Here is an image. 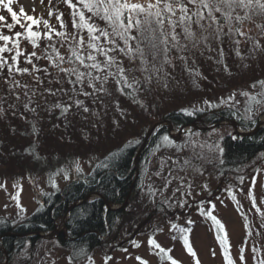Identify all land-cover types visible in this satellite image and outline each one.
Here are the masks:
<instances>
[{
  "label": "rangeland",
  "instance_id": "rangeland-1",
  "mask_svg": "<svg viewBox=\"0 0 264 264\" xmlns=\"http://www.w3.org/2000/svg\"><path fill=\"white\" fill-rule=\"evenodd\" d=\"M21 6L29 15L39 17L41 20L47 19L49 24L59 31L67 33L69 29L70 32L76 31L72 28V16L71 27L70 24L69 28L67 25L65 29L58 27L55 12L65 6L62 0H52L51 4L49 0H43V4L41 0H14L12 5L14 11L19 13ZM50 9L53 12L52 16L48 15ZM237 11L240 15L244 14L243 10ZM0 15H4L8 23L12 22L10 15L2 6H0ZM21 22L26 23L23 17ZM233 23L243 32H249V35L255 31L262 33L259 41L264 44V31L255 26L264 25V15L254 16L252 20H245L239 25H235V21ZM33 27L36 29L35 26ZM40 27H42L40 31L44 30L42 23ZM14 29L23 31L19 25ZM193 30L197 36L201 35L197 27ZM223 31L228 33L227 25L224 26ZM0 32L9 33L6 28H0ZM208 32H212V29ZM208 32L203 34L208 35ZM80 35L87 38L86 32H81ZM237 37H240L239 44L234 42ZM225 40L229 41L236 52L241 53V49L245 47L246 39L238 34L225 35ZM52 42L55 48L58 46L60 55L65 57L70 55L69 42H62L56 36H53ZM220 42L213 34V38L201 41L193 48L189 41L181 39V43L188 45L187 50L177 52L174 49V56L177 59L174 68L171 67L172 65L160 66L162 71L159 72L152 67L153 63L156 67L160 64L159 59L153 61L150 55L147 57L148 63L142 64L139 54H136L137 64L133 63L132 67L135 69L132 71L125 63H116L110 67L112 72L118 74L117 65L122 66L126 70L124 75L127 79L145 81L140 89L138 85L135 87V90L139 89L136 91L139 97L135 95L133 98H123L119 93L120 88L107 80L103 85L105 91L102 93L87 97L78 94L72 96L70 99L72 107L66 114L60 113L59 109L54 107L52 100L56 95L46 99L40 95V98L42 96L40 103L31 112H26L25 117L23 111L20 114L22 117L17 120L13 118L16 115L15 111L11 116L0 114V183L6 182L5 189H0V219L8 220L13 225L24 222L43 206L44 196L60 192L68 183L89 174L93 166L110 150L129 140H139L155 123L163 120L162 116L154 112L149 105L154 102L162 104L168 97L161 93V96L152 98L146 84L151 83L150 87L152 86L153 90H161L166 85L170 87L171 71L180 70L181 63H189L194 58L192 49L199 55L202 54V57L217 56ZM72 46H75L74 42ZM226 49H229L226 55L232 53L229 47ZM180 55L186 59H178ZM99 57L100 61L104 58ZM255 58L256 66L245 69L243 73L247 84L244 87L238 85L237 89L232 88L228 93V96L235 93V100L240 103L234 108L229 103H226L228 104L226 106L237 111L236 114H240L241 118L245 115L246 97L239 93L253 92L250 85L264 80V51L260 50ZM76 67H79L78 63ZM145 68L147 71H143ZM94 74L103 78V73L94 72ZM100 85L101 81H96L97 88ZM61 88L65 90L66 86L56 89ZM81 88L84 91H93L87 87L86 80ZM259 90L260 86L257 85L255 91ZM58 92L62 94V91ZM198 94L200 95L188 98L185 104H179V107L189 112L193 109H208V105L204 103L208 99L202 93ZM75 99L83 101L89 112L85 113L81 108H77L74 104ZM26 116L32 117L30 122ZM237 117L235 115V118ZM243 121H254L255 125L261 124L263 128L264 110L258 108L252 120L243 119ZM216 123H207L202 127H213ZM23 128H26L31 135L30 140H24L21 133ZM178 129L171 131L175 144L162 143V149L151 153L149 159L142 165L143 173L139 190L127 202L124 218L118 222L114 233L103 240L102 246L90 251L83 259L74 261L69 259V251L60 245L58 241L60 234L49 239L37 237L33 242L28 237L23 249L15 253L12 258L8 256L6 260L4 257L1 264H104L106 256L113 258L108 264H139L136 260L137 256L148 264H168L165 259L157 255L158 250L150 248L147 244L149 236L162 247L172 249L170 255L179 264H196L197 259L199 264H226L225 253L233 264H258V260L264 259V218L252 207L248 189L252 177H256L253 199L261 212H264V152L258 153L242 168L222 177L216 166L221 152L216 150L215 145H219L226 134L234 133L233 126L227 122L206 130H196L186 126L182 131L187 133L180 136L176 135ZM238 130L242 131L240 127ZM28 145L30 150L27 149ZM77 167L81 170L79 174L76 172ZM65 175L68 179L64 178ZM241 177L244 178L243 181ZM14 182L22 187L19 203L24 211H21L17 207V202L9 197V194H15L18 190L12 187ZM53 183L56 185L55 188L52 186ZM166 183H168L167 188L164 187ZM149 186L155 191L154 196L149 193ZM229 191L235 199L229 196ZM189 192L190 195L187 194ZM94 197L91 195L90 199ZM180 201L184 203V207L179 206ZM199 208H204L205 211L211 210L225 226V232L218 234L212 221L202 216ZM66 219L67 216L55 222V227L60 228L64 233H66L64 223ZM189 220L192 221L191 224L186 223ZM171 224H176L177 229H171ZM181 227L190 229L185 234L188 235L196 253L195 257L189 255L183 246L179 232ZM225 234L226 242L221 244L217 236L224 237ZM131 241H137L140 247H134ZM253 248L258 251L254 253ZM241 250H243L244 262L240 260ZM88 257H91V261Z\"/></svg>",
  "mask_w": 264,
  "mask_h": 264
},
{
  "label": "trees",
  "instance_id": "trees-1",
  "mask_svg": "<svg viewBox=\"0 0 264 264\" xmlns=\"http://www.w3.org/2000/svg\"><path fill=\"white\" fill-rule=\"evenodd\" d=\"M71 12L72 10L65 5L55 12V16L62 13V19L65 25L69 28V24L71 27V21L73 19L72 18L70 21V17L72 16ZM96 23L99 24L100 27L105 26L103 21L97 20ZM57 24L59 27V22H57ZM41 28L42 27L39 29ZM192 28L195 29L196 26L193 25ZM15 30L16 29H13V33ZM223 32L225 33V31ZM68 33L71 34L73 32H70L69 29ZM246 33L247 37H251V39L243 36L246 39L245 47L241 49L242 51L241 53L239 52V55H237L236 50L233 49L229 41L225 40V35L221 36L220 48L217 56L202 57V54L199 55L197 51L192 49L194 58L189 63H181L180 70L177 69V71H171V75L169 77V82H171L169 84L170 87H166V85L164 88L162 87L161 90H153V87H150L151 83L146 84V88L149 89L152 98L161 96V93L163 96L168 95L162 104L154 102L149 106L153 108L154 112L161 115L163 120H167L173 126V129L191 125L192 123H195L198 127H202L207 125V123L213 124L219 121H235L243 131H250L254 129L256 127L254 121H243L240 114L237 113V117V111L228 108L226 106L228 104L221 103L222 100H227L228 93L232 90V88L237 89L236 86L238 87V85H243L244 87L247 84L243 74L244 70L254 68L256 66L255 57L257 53L260 50L262 52L264 51L263 43H260V49H253L254 43L259 41V37L262 36V33H259V31H255V33L252 32V35H249V32ZM132 35H136L135 30H133ZM239 39L240 37H237V40ZM130 43L133 47H135V43L133 41ZM51 44L54 45L52 41ZM48 45L49 41L42 39L39 41V47L33 49L31 44H29L26 40H21V50L26 54L36 51L37 56L40 58H33V63L40 69H47V72L32 71V65L25 63L23 56L20 57L19 66L29 68L30 71L28 73L18 74L15 70H13L11 76H9L7 69L0 72L1 115L11 116L13 115L12 112L15 111L16 115L15 117L13 116V118L14 120H17L22 117L20 114L24 111L23 116L25 117L26 112H31L32 109L40 103L42 96L43 99L54 96L49 94L46 89H52L55 92L56 97L52 100L53 104H71L70 97L76 95L72 92V89L76 88L79 90L81 85H70L67 82L68 79H74L75 77H65L64 73L60 72L59 69L54 66V63H58V61L55 60L56 51H53V49ZM121 46L123 45L121 44ZM228 47L232 50V53L226 55L227 50H229L226 49ZM56 50L59 52L58 46L56 47ZM173 50L174 49H172L168 54V59L171 61L170 64L163 63L165 57L163 52H161V54L157 57L160 63H157L159 64L157 68L168 65H172L171 67L174 68L177 63V59L174 56ZM242 52L244 53L242 54ZM11 54L14 53L5 55L10 56ZM109 55L116 57V63H125L129 66L130 71L135 69L132 65L133 63L137 64L136 54H133L135 56L134 59L131 56L125 55L119 51L109 53ZM46 56H51L53 61L50 62L45 58ZM97 59L100 60V57L98 56ZM103 60L104 58L101 59V62ZM77 63L78 62L69 64L65 62L61 66L64 68L76 67ZM226 67L227 70H225ZM84 70L85 69H82L81 71ZM107 71L112 72L110 68ZM112 73L114 76L108 77V82L110 84L113 83L120 88L119 93L122 94L123 98H133L135 95L139 97L136 91L140 89L139 87H142V83L145 81L140 82V80L138 81L133 78L128 79V82L133 84L132 87L121 90L123 88V84L117 83L120 76L115 72ZM197 73H199V75H197ZM105 74L106 73H103V76ZM6 77L9 79L8 83L5 82ZM37 77L40 78L39 81H37ZM57 80H59L60 83H56ZM12 81L18 82L20 87H14ZM24 85H27V88L23 87ZM63 85L66 86V89L65 91H62L61 97L60 93L56 91V88ZM137 85L139 89L135 90ZM184 91L187 93L184 94ZM25 93H27V95H25ZM198 93L205 95L206 99H208L211 104L219 106L211 108L207 106L208 109H202V111H195V109H193L191 111L193 112L192 115H188L181 111L183 107H179V104H185L188 98L191 99L200 95ZM40 95H42L41 98ZM17 97H19V99H17ZM135 100L137 101L139 99ZM25 104L28 105L27 108H25ZM58 109L59 112L62 113L61 109ZM235 115L238 119L235 118ZM26 117L30 122L32 117ZM254 120L256 121V119ZM21 133L24 140H30L31 135L27 132L26 128H23ZM145 134L139 139V143H132L127 148H124V145L126 144L124 143L123 145L107 152L93 166L89 174L68 183L62 191L50 193L44 196L43 206L22 222V225L17 226L16 232L49 233L54 230L55 222L65 217L68 212L67 219L65 221L66 234H60L58 241L62 247L69 251V256L72 257V260L76 261L83 259L90 253V251L102 246L104 244L103 240L114 233L118 222L124 218L126 205L118 210L107 209L104 201L95 196L86 202L74 206L70 211H68V208L92 193L99 194L110 204L120 205L124 203L128 193L130 192L128 200L130 201L139 190V182L143 173L142 165L149 159L151 153L160 151L163 147L161 137L168 136L172 141V144H175L176 142L175 139L169 135L167 126L158 128L143 147L136 168L134 160L143 143ZM233 137L236 138L233 139ZM219 146L223 148V152L221 153L220 160L216 166L218 171L221 172V176L224 177L225 174L227 175L230 172H235L236 170L242 168L258 153L264 152V127L250 136H239L234 133L226 134L220 140ZM29 147L30 146L28 145L27 149H29ZM121 148H124V150L121 152L118 160L112 162L111 159H109L108 162L112 164L111 167L107 169L96 167V165L103 161L105 157H110V153ZM14 226L15 225H13L10 221L0 219V236L9 232ZM35 239L36 237H31L32 242ZM27 240L28 238H3L2 243L0 244V264L5 257L3 251H5L10 258H12L15 253H18L23 249L25 241ZM81 249H83V253L80 252Z\"/></svg>",
  "mask_w": 264,
  "mask_h": 264
},
{
  "label": "snow or ice",
  "instance_id": "snow-or-ice-1",
  "mask_svg": "<svg viewBox=\"0 0 264 264\" xmlns=\"http://www.w3.org/2000/svg\"><path fill=\"white\" fill-rule=\"evenodd\" d=\"M14 0H0V6H2L11 17V23H8L4 15H0V28H6L9 33L4 34L0 32V72L7 69L9 76L13 70L18 74L28 73L30 71L27 67H20V57H24V62L32 65V71L36 72H47V69H40L33 63V58L39 59L36 51L30 53H25L21 50V40H26L33 49L39 47V41L47 40L49 41V47L56 51L55 60L59 63H54V66L59 69L60 72L64 73L65 77H75L74 79H68L67 82L70 85H83L85 80L87 81V87L92 89V92L84 91L82 88L77 90L72 89L74 94L90 96L96 93H102L105 91L104 83L107 82L108 77L114 76L112 72L107 71L110 67L116 64V57L109 55V53L121 52L125 55L131 56L133 59L135 56L133 54H139L142 64H147V57L150 55L152 60L155 61L157 57L163 52L165 64H170L171 61L168 59V54L172 49H176L177 52H182L187 50L188 45L186 43H181V38L189 41L192 47L195 48L201 41H208L210 38H214L217 41L221 40L222 35H234L238 34L240 36L247 37V33L243 32L240 27L234 26L242 24L245 20H252L254 16L264 15V0H62L69 9L72 10V28L75 29L73 33L69 34L66 31H59L49 24L47 19L41 20L39 17L29 15L25 12L23 6L20 7L19 13L14 11L12 5ZM52 0H49V4ZM43 4V0H41ZM243 10L244 14L240 15L237 10ZM35 11V8H33ZM217 13L219 15H217ZM49 16L53 15L51 9L48 12ZM63 14L55 16V19L59 22L61 29H65L66 25L62 19ZM21 17H23L26 23L21 22ZM97 20L103 21L105 27H100L96 23ZM41 23L43 24L44 31L34 30L39 29ZM19 25L23 31H15L13 29ZM195 25L199 30L201 35L197 36V33L193 30L192 26ZM207 25V26H205ZM215 25V28H213ZM227 25L228 33L223 32L224 26ZM256 28L264 31V25L256 24ZM179 29V31H178ZM212 29V32H208ZM133 30H135L136 35H132ZM81 32L87 33V38L80 35ZM208 32V35L203 33ZM53 36L59 37L62 42L66 41L70 44V55L68 57L62 56L56 50L55 45L51 44ZM251 39V37H247ZM135 41V47L130 43ZM74 42L75 46H72ZM239 44L240 41H234ZM121 44L123 46H121ZM261 44L259 41L255 42L253 49H260ZM79 49V50H78ZM5 55V54H10ZM237 51V55H239ZM98 56H103L104 60L101 62L97 59ZM50 62L53 61L51 56H46ZM180 60H185L183 55L177 57ZM73 64L78 62L79 67L64 68L61 65L63 63ZM156 72L162 71L161 68H157L155 63L152 65ZM85 69L81 71L80 69ZM118 75L120 79L117 83L123 84V89L131 88L132 84L128 82L127 77L124 75L125 69L122 66L117 65ZM90 69V70H89ZM227 70V67L225 68ZM147 71V69H143ZM95 73H106V75L101 78L100 75H95ZM199 75V73H197ZM37 81L40 80L39 77L36 78ZM96 81H101L99 88L96 86ZM5 82L8 83L9 79L6 77ZM14 87H20L19 83L12 81ZM56 83H60L59 80ZM138 83V82H137ZM260 86L259 91H255L256 86ZM23 87L27 88V85ZM253 92L242 91L239 95L246 97L245 104V115L242 119L252 120L253 114L257 109L264 110V80H259L250 85ZM46 91L55 95L52 89H46ZM56 91H65L63 88L57 89ZM27 95V93H25ZM19 99V97H17ZM72 99V97H70ZM210 108L218 107L219 105H213L209 101H204ZM221 103H229L231 107H235L239 104V101L235 100V93L230 94L227 100H222ZM74 104L77 108H81L83 112H89V108L84 105V102L75 99ZM28 105L25 104V108ZM56 108H60L62 114H66L72 107L71 104L61 105L57 103L54 105ZM188 115H192L193 112H189L187 109H181ZM195 111H202V109H195ZM236 137H233L235 139ZM161 140L165 144H171L172 141L168 136L161 137ZM132 143H139V140H129L124 148H127ZM159 147V145H158ZM121 148L115 152L110 153V157H105L96 167L98 168H109L112 166L108 161L111 159L112 162L118 160L121 152L124 150ZM216 150L223 152L218 144L215 145ZM80 168H76L77 174L80 173ZM159 175V173H157ZM68 179L67 175L64 177ZM243 181V177L240 178ZM171 181L169 180L168 183ZM168 183L164 185L165 188L168 187ZM256 183V177H252L250 187L248 189V197L252 201V207L256 209L257 213H260L262 218H264V212L257 206L255 200L253 199V186ZM5 183H0V189H5ZM53 188L56 185L52 184ZM12 187L18 189L15 194H9L11 200L17 202V207L24 211L19 203V196L22 191V187L17 183H13ZM190 187V186H189ZM207 187L206 185L204 186ZM179 191V189H177ZM149 193L155 195V191L149 186ZM190 195L191 193H187ZM229 196L233 199L235 197L229 191ZM171 199V198H169ZM167 202V201H165ZM180 207H184L182 201L178 202ZM7 207V205H5ZM214 208V205H213ZM199 212L202 216L207 217L212 221V224L216 227L218 234L225 232V226L213 215L212 211H205L204 208H199ZM186 223L191 224L192 221L189 220ZM176 224H171V229H177ZM170 229V230H171ZM162 231V229H160ZM190 229L179 228L180 239L186 252L195 257L196 253L190 243L188 235L185 233L189 232ZM175 239V237H173ZM221 244L226 242V234L224 237L217 236ZM134 247H140L137 241H131ZM147 244L150 248L156 249L157 255H160L165 259L168 264H179V262L170 255L172 249H166L162 247L154 238L149 236ZM127 251V249H123ZM258 249L253 248L255 253ZM83 253V249L80 250ZM243 250H241L240 260L244 262ZM71 260L72 257H69ZM91 261V257H88ZM113 258L111 256H106L104 258V264H108ZM136 260L139 264H148L147 261L143 260L141 257L137 256ZM226 264H233V261L229 258L228 254L225 253ZM196 264H199V260H196ZM258 264H264V259L258 260Z\"/></svg>",
  "mask_w": 264,
  "mask_h": 264
},
{
  "label": "water",
  "instance_id": "water-1",
  "mask_svg": "<svg viewBox=\"0 0 264 264\" xmlns=\"http://www.w3.org/2000/svg\"><path fill=\"white\" fill-rule=\"evenodd\" d=\"M230 123L232 126H233V129H234V134H237L239 136H250L254 133H256L257 131H259L262 127H261V124L259 125H256V127L251 130V131H241V130H238L239 126L238 124L235 122V121H219L217 122L216 124L213 125V127L215 126H220L224 123ZM162 126H167V129H168V132H169V135L171 137H173L171 135V131L173 129V126L167 121V120H162L160 122H157L155 123L148 131L147 133L145 134L144 138H143V143L138 151V153L136 154V157H135V160H134V165L135 167L137 168V165H138V161H139V158H140V155H141V151L143 149V147L146 145L147 141L149 140V138L151 137V135L158 129V128H161ZM186 126H191L193 127L194 129L196 130H206V129H210V128H213L212 126L211 127H208V128H203V127H198L197 125H195V123H192L191 125H186ZM186 126H183V127H180L178 129V132H177V136H180L182 134H186L187 132L186 131H182V129ZM91 195H94V196H97L98 198H100L101 200L104 201V204H105V207L107 209H111V210H118L122 207H124L128 200H129V196H130V192L128 193L124 203L120 204V205H113V204H110L108 202H106L99 194L97 193H92V194H89L87 195L83 200L77 202V203H74L73 205H71L69 208H68V211H70L74 206L76 205H79L80 203H83V202H86L88 200H90L91 198ZM68 215V212L66 214V216ZM65 216V217H66ZM63 217V218H65ZM64 223H65V220H64ZM61 229L60 228H54L53 231L47 233V234H43V233H40V232H33V233H29L28 235H31L33 237H40V238H54V237H57L60 233H61ZM68 233V232H67ZM25 234H17V233H12V232H8V233H4L3 235L0 236V238H3V237H9V236H18V237H23ZM3 253L6 255V260L8 259V255L5 251H3Z\"/></svg>",
  "mask_w": 264,
  "mask_h": 264
},
{
  "label": "flooded vegetation",
  "instance_id": "flooded-vegetation-1",
  "mask_svg": "<svg viewBox=\"0 0 264 264\" xmlns=\"http://www.w3.org/2000/svg\"><path fill=\"white\" fill-rule=\"evenodd\" d=\"M19 225H22V222L21 223H18V224H16L14 227H12L11 229H10V231L9 232H12V233H17V234H25L23 237H18V236H9V237H12V238H28V237H33V236H31V235H28L29 233H19V232H16V228H17V226H19ZM6 233H8V232H6ZM60 234H62V235H65L66 233H64V232H61ZM3 238H5V237H3ZM3 238H0V244L2 243V239ZM37 238V237H36Z\"/></svg>",
  "mask_w": 264,
  "mask_h": 264
}]
</instances>
